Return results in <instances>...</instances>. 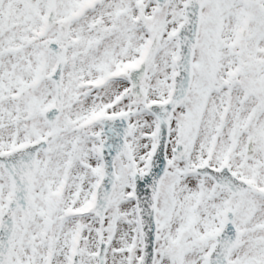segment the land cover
<instances>
[{"label":"snow or ice","instance_id":"snow-or-ice-1","mask_svg":"<svg viewBox=\"0 0 264 264\" xmlns=\"http://www.w3.org/2000/svg\"><path fill=\"white\" fill-rule=\"evenodd\" d=\"M0 264H264V0H0Z\"/></svg>","mask_w":264,"mask_h":264}]
</instances>
